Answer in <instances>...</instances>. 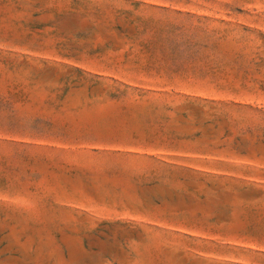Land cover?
<instances>
[{
    "label": "rangeland",
    "instance_id": "rangeland-1",
    "mask_svg": "<svg viewBox=\"0 0 264 264\" xmlns=\"http://www.w3.org/2000/svg\"><path fill=\"white\" fill-rule=\"evenodd\" d=\"M0 264H264V0H0Z\"/></svg>",
    "mask_w": 264,
    "mask_h": 264
}]
</instances>
